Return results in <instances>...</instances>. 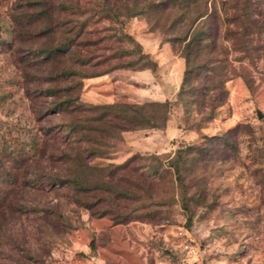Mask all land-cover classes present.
<instances>
[{
    "label": "rangeland",
    "instance_id": "374dc122",
    "mask_svg": "<svg viewBox=\"0 0 264 264\" xmlns=\"http://www.w3.org/2000/svg\"><path fill=\"white\" fill-rule=\"evenodd\" d=\"M28 1L0 0V264H264V54L242 63L230 55L236 72L208 120L196 104L211 80L192 76L186 91H197L186 99L196 103L180 102L186 61L154 14L114 29L141 45L155 71L60 80L57 61L36 50L53 38L29 37L43 30L27 23L36 12ZM212 1L222 17L223 0ZM70 93L91 108L169 102L167 126L72 136L89 112L60 110ZM179 150L178 180L170 165ZM77 158L89 167L86 190L70 182Z\"/></svg>",
    "mask_w": 264,
    "mask_h": 264
},
{
    "label": "trees",
    "instance_id": "16d2710c",
    "mask_svg": "<svg viewBox=\"0 0 264 264\" xmlns=\"http://www.w3.org/2000/svg\"><path fill=\"white\" fill-rule=\"evenodd\" d=\"M209 1L30 0L27 2L28 7L36 8V12L33 13L34 19L27 20V23L33 25L34 20L41 21L43 31L29 37L53 38L52 47L40 45L36 50L41 53L43 61H57L59 66L54 74L56 79H88L125 68L155 71L156 62L142 51L141 45L122 30L117 32L114 29L124 28L130 20L152 13L154 27L162 29L166 35L171 34L169 41L186 61L187 69L178 99L184 106L190 107L196 103L192 98L186 99L187 94L197 91H186V84L192 76L203 72L204 79L211 81L204 89V99L196 105L207 109L209 112L205 118L212 120L217 109L225 103V84L230 80V73L236 72L234 69L231 72L229 70L230 55H239L237 61L242 63L246 60L255 61L264 54V0L220 1L222 17L216 18L214 9L210 12L208 8ZM212 20L214 22L208 24ZM107 24L109 28L103 26ZM214 26L216 32H210ZM219 28L225 30L222 32ZM105 42L113 45H101ZM127 42L135 45V53L119 48L120 45L126 46ZM114 43H118L119 47H115ZM132 57H135L134 61H125ZM216 90L219 91L218 96L209 97L208 92ZM60 97L64 98L60 110L89 112L88 116H82L79 123H74L77 126L72 136L80 131L81 139H90L92 133L108 137L127 131L165 129L171 108L169 102L106 104L91 108L84 107L79 97L72 93ZM188 111L191 112L190 109ZM205 113L200 112L203 116ZM182 158L183 151L179 150L170 165L178 180L181 179L178 160ZM76 162L77 171L73 173L70 182L75 189L86 190L85 176L89 167L84 159L77 158ZM129 163L123 168L127 169Z\"/></svg>",
    "mask_w": 264,
    "mask_h": 264
},
{
    "label": "water",
    "instance_id": "95a60500",
    "mask_svg": "<svg viewBox=\"0 0 264 264\" xmlns=\"http://www.w3.org/2000/svg\"><path fill=\"white\" fill-rule=\"evenodd\" d=\"M259 117L261 118V117H262V115H259Z\"/></svg>",
    "mask_w": 264,
    "mask_h": 264
}]
</instances>
